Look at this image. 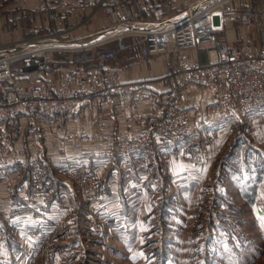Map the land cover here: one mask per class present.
Here are the masks:
<instances>
[{"label":"built area","instance_id":"2783aa9c","mask_svg":"<svg viewBox=\"0 0 264 264\" xmlns=\"http://www.w3.org/2000/svg\"><path fill=\"white\" fill-rule=\"evenodd\" d=\"M141 1L148 4L146 16L137 7ZM162 1L18 0L15 9L22 15L55 12L59 19L67 20L72 13L100 9L117 26L158 27L140 33L144 35L142 54L177 52L178 58L154 81V86L148 80L125 81L122 69L112 63L118 56L116 49L99 52V65L91 68L70 65L57 76L47 74L45 60L33 58L43 55L48 48L41 53L30 49L25 54L0 59V162H19L27 154L25 148L14 146L7 127L11 120L24 115L31 135L27 162L34 189L48 192L45 159L50 147H57L60 141L71 150L63 157L60 172L85 198L92 199L97 192L96 175L91 169L94 160L150 157L155 146L168 148L190 140L199 130L210 132V128L220 127L224 120L243 122L262 111L264 13L261 19L250 11L238 17L240 26L257 36L221 44L217 24L224 29L226 0H216L212 5L207 4L209 0H183L182 9L172 14L165 12ZM132 33L125 31L121 35ZM97 40L94 44L109 41ZM58 49L65 48H54ZM32 58L37 68L24 70L23 64L30 65ZM17 60H23V64L15 69L13 62ZM195 88L201 91L202 104L188 98L190 94L196 96L192 92ZM125 99L133 107L145 105L146 109L125 117L127 124L141 120L142 127L135 133L122 135L117 110ZM86 106L96 113L90 131L63 128L59 136L46 138L40 126L43 117L65 119ZM191 108H196L197 116ZM17 210L22 209H11L14 214Z\"/></svg>","mask_w":264,"mask_h":264},{"label":"crops","instance_id":"0c3cea01","mask_svg":"<svg viewBox=\"0 0 264 264\" xmlns=\"http://www.w3.org/2000/svg\"><path fill=\"white\" fill-rule=\"evenodd\" d=\"M114 1L116 0H108L110 3ZM17 2L18 0H0V59L25 54L27 49L37 44L61 43L63 48H69L71 45L67 44L73 43L71 42L73 40L59 39H40L31 43V36H37L38 31H43V36H98L97 39L111 41L114 36L120 35L117 32L123 33L121 31L124 30V26H117L111 30L110 25L113 21L100 9L72 13L67 20H61L55 12L50 14L31 12L22 15L15 9ZM182 4L183 0L162 1L164 10L169 14L179 10L178 6ZM33 5L35 1L31 2V6ZM137 7L145 16L148 15L147 2L141 1ZM84 13L88 16L99 15L100 22L91 21L88 16L84 17ZM149 31L151 30L146 32ZM247 36L257 35L252 33ZM142 46L143 44L136 48L137 52L121 49L112 63L122 69L125 81L148 80L150 85L154 86V81L163 75L166 68L177 62L174 59L176 55L173 52L143 55ZM53 61L56 62L57 59ZM14 63L13 67L17 69L23 64V60ZM23 65L24 68L27 66ZM54 70L58 72L55 73ZM61 70L54 68L50 72L47 71V74L57 76ZM192 92H195L196 96L190 94L188 98L202 104L204 98L201 97V91L195 88ZM145 109V105L133 107L129 99L123 100L117 110L119 133L123 135L139 131L142 121L135 120L127 124L125 117L143 112ZM191 109L196 115V108ZM95 116L92 108L86 106L65 124L60 122L61 118L43 117V130L46 138L56 135L55 133L59 136L63 128L90 131L91 121ZM104 116H108V112ZM234 123L224 120L216 132L225 136L230 125ZM7 127L14 146L25 148L27 154L23 155L19 162H0V264L35 263V252L42 238L48 235L52 236V252L56 264H72L71 262H77L83 257L86 259L87 252L90 255L88 257L94 261L101 260L99 251L93 246L103 242L107 250L113 251L112 257L108 253L106 257L104 254L101 255L105 264H133L135 259L140 258L137 251L142 237L148 234L149 218L156 214L159 217L168 214L173 217L176 214L169 210V207L174 208L172 207L174 200L171 197L170 203L169 195L165 196V192H169L167 189L164 191L165 182L169 185L172 179H176L185 184L193 174L194 161L191 160L192 151L188 147L193 144L191 148H196L194 140L177 143L164 149L155 146L150 158L129 156L116 161L94 160L91 169L96 175V198L99 201H96L89 213L86 205L91 201L83 196L75 184L64 180L60 175L62 159L70 154V146L59 141L57 147H50L44 165L48 192L45 194L37 192L27 162L32 143L27 130L26 116L21 115L11 120ZM202 132L205 130H199L195 135L197 133L202 135ZM252 132L255 135V150L251 158L253 164L258 165L256 167L258 172L255 178L251 176L252 188L247 187L245 182L237 185L242 186L239 190L243 195L241 198L254 199L249 206L252 215L258 220L260 211L264 210L261 205L264 203V182L259 181L263 179L264 169L262 166L264 162H261L264 160V111L252 116ZM240 178L242 180L245 176ZM225 182L227 185L228 182L226 180ZM221 188L228 187L223 184ZM161 199L162 202H159ZM15 207L23 209L17 210L18 212L14 214L11 209ZM258 225L262 228L259 223ZM32 231L37 232L38 236L31 235Z\"/></svg>","mask_w":264,"mask_h":264},{"label":"rangeland","instance_id":"374dc122","mask_svg":"<svg viewBox=\"0 0 264 264\" xmlns=\"http://www.w3.org/2000/svg\"><path fill=\"white\" fill-rule=\"evenodd\" d=\"M183 6L184 4L178 7L182 9ZM224 11L227 18L224 29L217 24L221 44L251 39L253 36H247V34L252 33H247L240 26L238 17L242 12L250 11L261 19L264 13V0H226ZM86 16L88 15L84 13V17ZM88 17L91 21L100 22L99 15ZM110 28L114 30L117 25L112 23ZM117 34L120 35L114 36L111 41L94 44L98 41V36H43V31H38L37 36H31V43L40 39L73 40L71 41L73 43L67 44V46L71 45L70 48L61 51L50 48L43 55H35L33 58L39 56L45 60L46 72H50L54 68L61 70L70 66L73 57L81 54L92 59L82 62L83 65L94 66L97 62L95 54L103 50L130 49L137 52L136 48L144 44L142 34L121 35L118 32ZM31 43L28 45L31 46ZM53 59L57 61L54 62ZM50 65L53 66L50 67ZM54 72L58 71L54 70ZM75 115L77 114L72 116ZM253 115L248 120L243 122L239 120L235 122L236 124L230 125L225 136L216 132L219 130L218 125L210 128L212 133L205 130L202 132L203 136L198 133L194 134L195 136L190 140H194L196 148H191L193 144L188 147L192 151L191 160L194 161L193 174L191 181L189 180L192 183L188 181L183 184V181L176 179H172L169 185L165 182L164 191L166 189L169 191L165 192V196L169 195L170 203L171 197L174 200L172 205L174 208L169 207V210L176 214L173 217L169 214L159 217L156 214L153 218H149L148 234L142 237L139 243L140 248L137 251L140 258L135 259L133 264H264V210L260 211V219L257 220L252 215L251 206H249L254 199L249 198L250 201L241 198L243 195L239 190L242 186L237 185L245 182L247 187L252 188L251 176L255 178L258 172L256 169L258 165L255 166L251 158L255 150V135L252 132ZM72 116L61 119L60 122L65 124L67 120L73 118ZM40 126L44 127L43 120ZM262 173L263 179L257 178L260 183L264 182V169ZM60 175L64 180L71 182L63 173L60 172ZM241 176L245 178L241 180ZM223 184L228 188L222 189ZM96 193L92 199L87 198L91 201L86 205L89 213L97 203ZM159 202H162V199ZM261 205L264 207V203ZM258 223L262 228L258 227ZM31 235L36 237L38 233L32 231ZM51 237L48 235L42 238L35 252V263L33 264H56L53 258ZM93 247L99 251L101 260L94 261L88 257L90 255L87 252L86 259L83 257L71 263L105 264L101 255L104 254L106 257L108 253L110 257L113 256V251L107 250L104 242L95 244Z\"/></svg>","mask_w":264,"mask_h":264},{"label":"bare ground","instance_id":"6f19581e","mask_svg":"<svg viewBox=\"0 0 264 264\" xmlns=\"http://www.w3.org/2000/svg\"><path fill=\"white\" fill-rule=\"evenodd\" d=\"M214 1L216 0H209L207 2V4H211L213 3ZM212 5V4H211ZM209 6V5H208ZM174 21V20H173ZM175 22V21H174ZM158 27H146L144 25H129V26H124V30L122 29L121 32H125V31H128V32H137V33H142V32H146L148 30H151V31H154L155 29H157ZM56 47H63V44L61 43H47V44H37L33 47H30L29 49H32L34 51L36 50H43V49H50V48H56ZM70 48V47H69ZM174 55H176V57L174 58L175 61L177 60L178 58V54L177 52H173Z\"/></svg>","mask_w":264,"mask_h":264},{"label":"trees","instance_id":"16d2710c","mask_svg":"<svg viewBox=\"0 0 264 264\" xmlns=\"http://www.w3.org/2000/svg\"><path fill=\"white\" fill-rule=\"evenodd\" d=\"M95 59H96V65H99V61H98V54H95ZM86 60H92L91 58L87 57V56H84L83 54L81 55H78V56H75L73 57V60H71V65H75V66H83V67H86V68H91V67H94V66H87V65H83L82 62H85ZM35 61L36 60H33L32 63L28 66H26L24 68V70H33L35 68H37V65L35 64Z\"/></svg>","mask_w":264,"mask_h":264},{"label":"water","instance_id":"95a60500","mask_svg":"<svg viewBox=\"0 0 264 264\" xmlns=\"http://www.w3.org/2000/svg\"><path fill=\"white\" fill-rule=\"evenodd\" d=\"M149 32H151V31H149Z\"/></svg>","mask_w":264,"mask_h":264}]
</instances>
